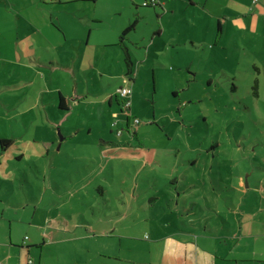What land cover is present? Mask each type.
I'll return each instance as SVG.
<instances>
[{"label":"rangeland","instance_id":"1","mask_svg":"<svg viewBox=\"0 0 264 264\" xmlns=\"http://www.w3.org/2000/svg\"><path fill=\"white\" fill-rule=\"evenodd\" d=\"M144 1L0 0V133L35 138L36 149L55 140L46 156L21 161L23 203H40L19 213L15 239H45L31 254L41 264H159L161 236L179 221L199 234L189 217L216 197L211 206L238 229L220 249L231 244L233 264H264V41H241V31L238 44L216 43L217 19L189 0H167L169 13ZM137 14L127 73L119 36ZM35 27L52 41L28 50L45 61L35 62L40 78L14 55ZM46 81L85 95L73 90L64 112L45 91L41 117L29 107ZM123 86L134 90L130 109Z\"/></svg>","mask_w":264,"mask_h":264},{"label":"crops","instance_id":"2","mask_svg":"<svg viewBox=\"0 0 264 264\" xmlns=\"http://www.w3.org/2000/svg\"><path fill=\"white\" fill-rule=\"evenodd\" d=\"M189 1L191 3L190 6L193 7L195 12H205L208 16L212 15L215 19H217V29L218 23H221V30L217 31L215 38L216 43H220L223 38L228 37L229 41L238 44V34H241V31L242 34L239 35L241 41L245 39H249V41H251L250 43H255V40L259 41V43L264 41V0H258L257 2H254V0ZM157 2L158 5H162L164 7L165 13H169L170 11L174 10L170 5H168L167 0H157ZM21 43H23V45ZM37 43L40 45L49 46L52 44V41L45 36L41 29L35 27L34 32L26 35L25 40H18V47L15 49L14 55H16L18 60H25L26 57H29L30 62H32L31 65L33 66L35 65V62L40 64L45 63L41 56H34L36 55L35 51L33 52L34 55H27L29 53V48L36 50L35 45ZM262 51H264V48H262ZM32 69L34 71V75L37 78H40L41 74L37 72L38 67L35 65V67H32ZM45 85V88H40L39 90L41 91V98L40 96L39 98L38 96H35V100L29 107L30 110L37 108L41 117L43 113L45 115L47 114L45 111L50 114L47 105L43 103V105L40 106V100L42 101L43 94L49 93V96H52V94L56 93L58 96L56 105L60 111L64 112L70 111L74 106L72 103L70 104L69 101L70 95H72L74 91L78 99L82 100V97L85 95L83 89H79L77 84L75 87H67L64 82V90L59 85H54L53 88L50 87L51 84H49V81H46ZM61 94L66 97L70 105L69 110L59 107L58 103L60 101ZM110 98L112 99V97ZM51 101H53L54 104V99H51ZM14 120L17 122V124L19 123L18 117H10L12 127L14 125ZM6 131L7 133H0V139H11V142L5 147H2L0 144V264H41V258L39 257L38 260H35L31 254L34 246H38L42 249L43 244L46 242L45 239H42V241H28L26 240L27 236L24 237L21 242L15 239L17 222L23 221L19 219V213L27 207V204L37 205L40 203L39 198H31L29 202H26L25 204L23 203L25 194H29V192L25 190L27 186L31 185L30 189H37V186L33 182H28L27 186H24L25 191L23 194L19 191V188H22V184L19 183L21 179L20 175L24 174L29 177L30 171L29 166H27V168L22 167L21 161H31L33 158L46 156V151L49 154V152L54 149L55 140H46L43 142V144L38 145L36 149L33 145V142H36L35 138L26 136L25 134L20 136V134H18L16 131L15 133H10L9 130ZM66 137L67 136H64L62 138L66 139ZM35 165L37 168H39V164L36 163ZM176 181L177 178H172L171 183H175ZM210 187L212 188L211 184ZM214 188L216 189L215 185ZM233 188L238 190V185H234ZM20 197H22L21 200L19 199ZM205 199L207 205L203 203V206L200 209V211H203V213L201 212L199 217L190 216V220H188L193 223L192 226L194 227L197 226L196 222H198L200 229L199 234H193V230L191 231L186 228L189 227L187 221H179L181 222V225H185V227L170 226L171 230L161 236L163 237L164 243L162 246L161 260L159 264L234 263L233 258L231 259L229 256L230 250L232 248L231 244L223 245L224 250H222L220 249L219 242L221 241L220 239L222 237H227L229 239L232 238L234 239V242H236V238H238V229L235 225V221L232 222L231 219L228 216H225L219 209H215L213 206H211L212 204L215 205V203H217L216 197L213 198L205 196ZM182 202L186 203L188 200ZM232 207H235L234 204H232ZM37 208L38 206H35V211ZM184 211L188 212L186 208ZM211 214H213L214 216H212L216 218L215 222H212L210 219L212 218ZM28 223L29 225H26V228H28L30 231L35 230L39 232V227L41 226L40 224H34L33 222ZM240 225L242 227V224ZM24 230H26L25 227ZM221 232L223 235H221ZM29 259H32L33 262L29 263ZM235 264H238V259L236 260Z\"/></svg>","mask_w":264,"mask_h":264},{"label":"trees","instance_id":"3","mask_svg":"<svg viewBox=\"0 0 264 264\" xmlns=\"http://www.w3.org/2000/svg\"><path fill=\"white\" fill-rule=\"evenodd\" d=\"M144 4H145V5H158V2H157V0H145V1H144ZM139 18H140V15L137 14V16L134 18V20L131 21V22L129 23V25L123 29L121 35L119 36V38H120V43H121V44L123 45V47L125 48V53H126V55H125V61H126L127 66H128L127 73L131 72L132 64H133V63H132V60H131L130 55H129V52H128V47L125 46L124 41H125V39H126V37H127L128 32L131 31V30H133V29H135L136 24L138 23V19H139ZM220 30H221V23H218V31H220ZM123 87H125V86H123ZM123 87H120L119 89H121V88H123ZM119 89H118V95L121 97L122 100L120 101L118 95H117V100L120 101V104H122V107H123V109H124V102L126 101V99L129 100V99H128L129 97L126 98V97L122 96V95L120 94V92H119ZM132 94H133V93H132ZM132 94H131V95H132ZM130 97H131V96H130ZM58 105H59V107L62 108V109H65V110H69V109H70V105H69V103H68L66 97H65L64 95H62V94L60 95V101H59ZM130 108H131V101H130V106H129L127 109H130ZM129 125H130V121H128L127 126H129ZM134 136H136V138H137V134H136V132H134ZM10 142H11V139H7V138H1V139H0V144H1L2 147H5V146L8 145Z\"/></svg>","mask_w":264,"mask_h":264},{"label":"built area","instance_id":"4","mask_svg":"<svg viewBox=\"0 0 264 264\" xmlns=\"http://www.w3.org/2000/svg\"><path fill=\"white\" fill-rule=\"evenodd\" d=\"M257 1H258V0H254V2H257ZM119 92H120V94H121L122 96L128 98V97H130L131 94L133 93V89H132V87L125 86V87L119 89ZM129 106H130V100H127V99H126V101L124 102V108H128ZM135 121L138 122V118H135ZM118 133H119V134L122 133V130L119 129V130H118ZM32 262H33V260H32V259H29V263H32Z\"/></svg>","mask_w":264,"mask_h":264}]
</instances>
